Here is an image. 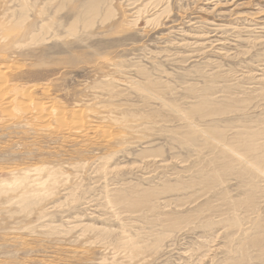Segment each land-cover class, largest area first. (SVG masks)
Masks as SVG:
<instances>
[{"label": "rangeland", "instance_id": "1", "mask_svg": "<svg viewBox=\"0 0 264 264\" xmlns=\"http://www.w3.org/2000/svg\"><path fill=\"white\" fill-rule=\"evenodd\" d=\"M0 74V264H264V0H0Z\"/></svg>", "mask_w": 264, "mask_h": 264}, {"label": "bare ground", "instance_id": "2", "mask_svg": "<svg viewBox=\"0 0 264 264\" xmlns=\"http://www.w3.org/2000/svg\"><path fill=\"white\" fill-rule=\"evenodd\" d=\"M134 14V13H133ZM13 61V60H12ZM7 63V62H6ZM7 72V71H6ZM8 75V74H7ZM7 83V81H5V79H4V77L0 74V108L2 107H5V108H8L9 106H11L12 105V101L10 100L9 101V99H8V96L10 95V91L9 90H11V89H8V87L6 86V85H8V84H6ZM34 85V84H33ZM36 86V85H35ZM13 88V87H12ZM34 89V88H33ZM36 89V88H35ZM38 91V90H37ZM31 92V91H30ZM12 93H13V91H12ZM15 93H16V91H15ZM36 93V92H35ZM18 94H20V93H18ZM19 96H21V95H19ZM22 96H25V94L24 95H22ZM27 96V95H26ZM25 98H27V97H25ZM22 99V98H21ZM28 99V98H27ZM25 100V101H27L26 103H24L23 105L21 104H17V108H16V105H15V107L14 108H16L17 110L19 109V111H24V113L25 112H28L27 114H28V116L29 115H32V119H31V122H37V123H39L38 121H44V120H47V119H50V118H52L53 117V115L55 114V112L54 111H52L51 113H47V115H44L45 113H44V108H42V107H38V105L35 107H33V105H35V103L31 100V99H28V100ZM41 99V98H40ZM17 100V99H16ZM19 100H20V97H19ZM34 100V99H33ZM22 103H23V101H21ZM44 102V101H43ZM54 102V101H53ZM52 102V103H53ZM17 103H18V101H17ZM13 106V105H12ZM40 106V105H39ZM31 107H33V108H36L37 110V113L35 112V110H33V108H32V110H30L31 109ZM55 107V106H54ZM13 108V107H12ZM105 108H107V107H105ZM9 109V108H8ZM7 109V110H8ZM47 109V108H46ZM45 109V110H46ZM53 109V108H52ZM55 109V108H54ZM53 109V110H54ZM64 109V108H63ZM82 109V108H81ZM56 110V109H55ZM2 111V110H1ZM6 111V110H5ZM11 111V110H10ZM47 111V110H46ZM65 111V110H64ZM13 112V111H12ZM35 112V113H34ZM63 112V111H62ZM66 112V111H65ZM94 112V111H93ZM5 113V112H4ZM9 113V112H8ZM17 113H18V111H17ZM31 113V114H30ZM60 112H58V114H55V115H57L56 117L58 118L57 120L59 121L60 120V122L63 124L64 123V120H63V118L60 116V114H59ZM6 114V113H5ZM14 114V113H13ZM69 114H70V112H69ZM76 114V113H75ZM80 114V113H79ZM78 114V115H79ZM9 115V114H8ZM7 115V116H8ZM12 115V114H11ZM54 115V116H55ZM77 115V114H76ZM6 116V115H5ZM62 116H64V115H62ZM81 116H82V114H81ZM104 116V115H103ZM12 118L14 117V116H11ZM78 116H76V118H77ZM116 117V116H115ZM9 118V117H8ZM7 119V118H6ZM28 119H30V118H28ZM33 119H35V120H37V121H34ZM2 120V119H1ZM51 120V119H50ZM56 120V121H57ZM75 120H79V119H75ZM118 120V119H117ZM53 121V120H52ZM86 121V120H85ZM12 122V121H11ZM50 122V121H49ZM1 123V122H0ZM60 123V124H61ZM66 123H67V121H66ZM92 123V122H91ZM15 124V123H14ZM19 124V123H18ZM22 124V123H21ZM42 124V123H41ZM73 125H74V127L76 128L75 130L80 134V135H82V136H85L87 133H89L88 131H89V129L87 130H85V127H84V124L85 123H82V122H80V121H75V122H73L72 123ZM72 124H71V126H72ZM23 125H25V123L23 124ZM33 125V124H32ZM43 125V124H42ZM59 125V124H58ZM64 126H67V124H63ZM1 126V125H0ZM27 126V125H26ZM60 126H62V125H60ZM63 126V127H64ZM70 126V127H71ZM89 126V125H88ZM94 127V126H93ZM72 128H73V126H72ZM72 128L70 129V130H72ZM51 129V128H50ZM67 129H68V126H67ZM74 129V128H73ZM35 130V129H34ZM38 130V129H37ZM43 129H41V131H42ZM46 130V129H45ZM48 130V129H47ZM69 130V131H70ZM74 130V131H75ZM92 130V129H91ZM95 130V129H94ZM97 130V129H96ZM109 130V129H108ZM107 130V131H108ZM39 131V130H38ZM46 132V131H45ZM76 132V133H77ZM33 133V132H32ZM36 133V132H35ZM38 133H40V131L38 132ZM47 133V132H46ZM50 133V132H49ZM48 134V133H47ZM96 135V134H95ZM46 136V135H45ZM87 136V135H86ZM97 136V135H96ZM95 136V137H96ZM35 137H36V135H35ZM44 137V136H43ZM69 137H71V136H69ZM114 137V136H113ZM118 137V136H117ZM120 137V136H119ZM39 138V137H38ZM73 138V137H72ZM100 138V137H99ZM107 139V138H106ZM111 139V138H110ZM117 139V138H116ZM52 140V139H51ZM54 140V139H53ZM65 140V139H64ZM101 140V139H100ZM109 141V140H108ZM92 142V141H91ZM104 142V141H103ZM115 142V141H114ZM95 143V142H94ZM107 145V144H106ZM37 167V166H36ZM29 174V173H28Z\"/></svg>", "mask_w": 264, "mask_h": 264}]
</instances>
